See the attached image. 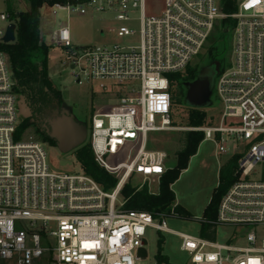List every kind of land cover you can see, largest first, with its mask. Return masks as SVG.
Here are the masks:
<instances>
[{"label": "built area", "instance_id": "2783aa9c", "mask_svg": "<svg viewBox=\"0 0 264 264\" xmlns=\"http://www.w3.org/2000/svg\"><path fill=\"white\" fill-rule=\"evenodd\" d=\"M160 2L153 10L148 0H65L54 7L110 16L117 37L127 40L76 47L68 23L52 35L78 85L98 83L117 99L92 115L89 142L96 163L117 180L110 192L83 173L54 171L45 144L17 139L13 73L0 51V264H137L147 258L149 230L174 234L167 225L174 214L154 219L127 211L122 191L131 179L160 185L168 172L167 153L152 148L151 136L177 131L169 76L183 73L225 20L234 30L230 66L215 88L219 121L190 131L203 133L218 156L239 157L214 223L233 230L229 243L236 245L179 235L180 250L190 264H264V0H236L233 12L225 0ZM0 21L12 24L8 13Z\"/></svg>", "mask_w": 264, "mask_h": 264}, {"label": "rangeland", "instance_id": "374dc122", "mask_svg": "<svg viewBox=\"0 0 264 264\" xmlns=\"http://www.w3.org/2000/svg\"><path fill=\"white\" fill-rule=\"evenodd\" d=\"M160 1L148 0V6L151 10L159 8L161 6ZM54 7L45 5L40 11L43 38L47 45L53 47L50 52L49 62L50 78L54 86L62 94V111L87 127L88 138L86 142L89 143L92 115L97 109H102L106 105H115L117 99L101 91L98 83L78 85L75 77L72 76V70L68 66L63 65V52L53 46L52 35L63 24L68 23L72 41L76 47L124 46L127 44V40L117 37L116 30L119 25L113 22L110 16L95 14L80 16L77 13L69 14L65 10ZM29 10L30 6L27 0H0V14L12 12L14 16L22 12H29ZM6 28L7 24L0 21V31H5ZM205 52V49H203L201 54L193 59L190 65L198 68V76L208 77L212 82L213 97L211 102L206 104L201 110L207 112V124L215 125L219 121L220 110V103L215 94L218 78L213 66H208L201 62ZM190 109L194 108L186 104V102L183 105L175 106L172 112V120L173 126L177 131L151 136L152 148L167 153L168 170L174 168L177 164L176 153L182 147V133L192 129L188 127ZM21 141L41 143L32 131H28ZM45 145L48 162L54 171L66 174H82L81 166L76 160L74 151L65 153L56 143L55 146ZM231 159V155L218 156L213 143L203 142L201 144L196 156L191 159L188 169L182 173L180 179L172 188L176 197V204L183 207L191 218L180 219L175 215L174 218L169 219L167 225L174 234H162L149 230L145 246L147 258L141 259L137 264H153L160 239L163 241V254L168 257L171 264H190L189 255L180 250L181 239L179 235L203 238L201 235V222L204 211L209 205L215 189L218 187L220 170L229 167ZM128 186L140 189L145 187L150 194H158L160 187L156 180L151 181L150 185H148V183L144 184L140 179L129 180ZM232 234L233 230L231 229L218 228L214 241L221 245H236L233 242L229 243Z\"/></svg>", "mask_w": 264, "mask_h": 264}, {"label": "trees", "instance_id": "16d2710c", "mask_svg": "<svg viewBox=\"0 0 264 264\" xmlns=\"http://www.w3.org/2000/svg\"><path fill=\"white\" fill-rule=\"evenodd\" d=\"M225 1L226 11L233 12L236 0ZM27 2L30 6L29 12L14 16L12 12L8 13L10 22L16 25V41L13 44H0V51L5 53L10 61L15 84L14 92L20 110V123L16 136L21 140L28 131H32L41 143L55 146V141L47 134L48 120L55 110L62 111L63 100L61 92L50 78L49 62L53 47L47 45L43 38L40 11L45 5L49 7L64 5L65 0H27ZM233 30V21L221 22L204 48L206 52L201 62L215 67L217 78L230 66ZM198 74V68L189 65L183 73L169 76L172 112L175 106L185 103L187 85L196 81ZM207 122V112L198 109L189 110V128H202L208 125ZM182 134V147L176 153L177 164L161 178L158 194H150L145 187L139 190L126 185L122 191L125 210L146 212L154 219L169 218L172 214L180 219L191 218L183 207L176 204L172 188L182 173L188 169L191 159L196 156L204 141V134L192 131ZM74 152L84 175L93 179L104 192H110L115 188L117 180L96 163L90 143L86 142ZM238 159L237 156L233 157L229 167L220 170L218 187L204 211L201 235L209 241L215 240L217 229L214 223L220 202L236 181L234 174ZM162 247L163 241L160 239L154 261L156 264H171L168 257L163 254Z\"/></svg>", "mask_w": 264, "mask_h": 264}, {"label": "water", "instance_id": "95a60500", "mask_svg": "<svg viewBox=\"0 0 264 264\" xmlns=\"http://www.w3.org/2000/svg\"><path fill=\"white\" fill-rule=\"evenodd\" d=\"M15 41L16 25L12 23L6 29L2 42L3 44H13ZM213 92L211 80L208 77L198 76L196 81L187 85L185 102L194 109L201 110L211 102ZM47 134L63 152L68 153L77 150L86 143L88 129L73 117L57 109L48 120ZM153 264L156 262L153 261Z\"/></svg>", "mask_w": 264, "mask_h": 264}, {"label": "snow or ice", "instance_id": "6c2138e0", "mask_svg": "<svg viewBox=\"0 0 264 264\" xmlns=\"http://www.w3.org/2000/svg\"><path fill=\"white\" fill-rule=\"evenodd\" d=\"M89 246L88 244H85V247Z\"/></svg>", "mask_w": 264, "mask_h": 264}, {"label": "crops", "instance_id": "0c3cea01", "mask_svg": "<svg viewBox=\"0 0 264 264\" xmlns=\"http://www.w3.org/2000/svg\"><path fill=\"white\" fill-rule=\"evenodd\" d=\"M185 172V171H184Z\"/></svg>", "mask_w": 264, "mask_h": 264}, {"label": "flooded vegetation", "instance_id": "af4514ba", "mask_svg": "<svg viewBox=\"0 0 264 264\" xmlns=\"http://www.w3.org/2000/svg\"><path fill=\"white\" fill-rule=\"evenodd\" d=\"M213 97V96H212Z\"/></svg>", "mask_w": 264, "mask_h": 264}]
</instances>
